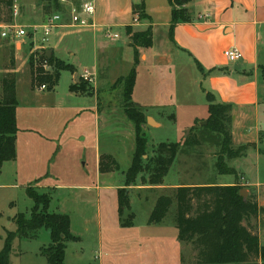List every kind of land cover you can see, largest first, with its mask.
Wrapping results in <instances>:
<instances>
[{"label":"rangeland","instance_id":"374dc122","mask_svg":"<svg viewBox=\"0 0 264 264\" xmlns=\"http://www.w3.org/2000/svg\"><path fill=\"white\" fill-rule=\"evenodd\" d=\"M15 1L18 13L13 12L14 21L2 25L22 27L28 36L21 39L0 36V93L4 69L11 70L13 64L10 61L15 60L19 129H36L44 139L50 140L37 147L35 141L20 138L24 142V145L20 144L21 150L26 144L30 151L16 162L6 163L1 170L0 251L7 235L17 231L14 218L18 214H31L34 204L26 194L29 186H38L40 193H51L53 204L50 211L71 218V232L80 241L68 243L65 264H194L196 254L193 247L179 240L176 224L175 192L182 186L236 183L247 199L256 201L264 210V187L255 188L251 182L256 180L264 185V144L260 146V154L250 145L234 146L235 150L245 147L239 158H225L226 165L236 170L237 178L219 174L216 165L220 146L211 143L185 145V141L193 140L195 136L203 142L209 136L203 130L209 117L207 97L215 104H219V100L216 101L207 84L208 91L195 84L196 79H201L197 68L181 63L182 66L162 75L155 73V79L148 76L145 69L140 70L136 93L145 105L138 106L135 99L133 103L160 123L159 127L148 122L143 125L142 134L147 140L143 165L152 164L151 159L160 144L178 143L181 147L163 185H143L142 176L138 177L137 183L129 188L130 209L121 215L118 190L125 188V176L136 151L137 134L135 123L125 114L124 83L116 88L114 85L118 79L130 74L133 63L129 62V57L128 60L118 58L101 48L98 63L94 65L91 57L94 49L91 50L92 45L86 42L81 48V70L71 65L73 72H62L53 90L48 85L45 91L40 87L33 89L29 56L34 54L38 61L57 36L55 31L46 37L40 28L35 32L34 26L45 24L55 8L43 0ZM115 4L120 9L125 1ZM118 34L120 41H127L126 34L122 31ZM262 40L259 48L260 79L250 72L254 75L249 82L253 84L258 80L259 98L264 104V37ZM70 42L77 43L73 37ZM106 43L110 46L112 42L106 39ZM86 70L94 74L93 81L86 82L81 78ZM49 71H56L53 63H49ZM234 78L242 86L237 74ZM214 84L222 92L234 87L228 78L216 79ZM70 86L79 91L78 96L70 91ZM30 136L33 135L26 137ZM103 155L112 156L120 170L101 174L99 158ZM44 187H55L56 190ZM162 196L172 197L173 205L162 223L151 225L150 216ZM132 219L133 226L125 227L124 223ZM248 225L264 247V211ZM50 243L47 230L39 231L35 239L16 238L12 242L10 264H47L42 249Z\"/></svg>","mask_w":264,"mask_h":264},{"label":"trees","instance_id":"16d2710c","mask_svg":"<svg viewBox=\"0 0 264 264\" xmlns=\"http://www.w3.org/2000/svg\"><path fill=\"white\" fill-rule=\"evenodd\" d=\"M53 4L55 10L59 9L57 0H43ZM173 7V25L189 22L188 11L184 9L180 0H168ZM14 0H0V24H11L14 21ZM179 6V7H178ZM144 0L141 4L133 6L134 15L139 19H146L144 14ZM132 46L148 49L153 45V32L149 28L144 32H135L132 27L126 29ZM44 60L55 65L54 73L45 71L42 67ZM140 63V55L135 51L134 68L127 77L118 79L114 88L124 83V109L129 120L136 126V151L132 166L125 176V188L118 190V202L121 215L130 209L129 188L137 183L142 176L143 185L161 186L165 177L169 174L181 144L163 143L158 146L156 155L151 159V165H143V159L147 154L143 125L147 123L146 116L139 107L133 103V93L137 81V67ZM29 66L32 78V88L48 85L51 90L55 88L62 72H73L71 65H66L52 56L46 59L43 53L38 61L36 56L30 54ZM264 69V68H263ZM70 91L78 94L76 88ZM209 103L206 127L203 130L209 136L203 141L195 136L185 141L186 146H201L211 143L220 146L216 168L221 175H234V168L228 167L225 158L234 160L241 156L245 147L234 149L231 132L232 108L229 105ZM17 80L16 74L10 71L4 74L2 80V97L0 98V172L5 163L14 162L17 159V135L19 133L17 122ZM215 141H211L214 139ZM120 170L117 161L110 155L99 158V172L101 174L112 173ZM37 186H29L26 194L33 202L30 216L18 214L14 221L17 231L9 233L3 249L0 251V264H10L12 242L16 238L35 239L41 230H47L51 243L42 249L47 264H65L66 249L70 242H79L80 238L71 232V218L67 214L51 212V193H40ZM238 184L234 186L206 185V186H182L175 192L177 201L176 224L179 231V240L190 244L196 254L194 264H261L264 263V247L260 238L254 234L248 225L251 219H258L264 211L256 201L243 199L240 195ZM173 205V198L160 197L150 216L149 224L157 225L168 216ZM134 219V216H133ZM133 219L124 223L125 227L133 226ZM245 223H247L245 225Z\"/></svg>","mask_w":264,"mask_h":264},{"label":"crops","instance_id":"0c3cea01","mask_svg":"<svg viewBox=\"0 0 264 264\" xmlns=\"http://www.w3.org/2000/svg\"><path fill=\"white\" fill-rule=\"evenodd\" d=\"M90 1L96 5L94 25L80 30L69 27L58 29L56 38L46 47L53 51V56L81 70L83 66L81 48H84V43L91 44V50L94 49L91 56L94 65L98 63L101 48L103 52L118 58L125 57L128 60L129 57V62L133 63V66L135 51H137L140 55V63L137 67L133 99L137 101L138 106L145 105L142 99L137 98L136 93L141 69H145L146 74L155 79V73L162 75L168 70L182 66L181 63L188 66L191 64L201 73V79H196L195 84H198L200 89H206L207 84L211 90L210 93L217 102L219 100V104L229 105L232 108L231 132L234 144L250 145L260 154V146L264 144V104H261L259 98L258 80L253 84L249 81L254 75L250 72L255 73L256 78L260 79L259 70L262 67L259 65V48L264 37V0H182L183 8L188 11L189 22H181L175 26L173 25V7L168 0H144L146 19H138L137 22L133 6L141 4L142 0H123L125 5L120 9L115 4L120 0ZM14 4L18 8L15 0ZM128 27H132L135 32H144L151 28L152 47L135 48L128 36H126L127 41H120L118 32L122 31L126 34ZM113 35L119 37L111 38ZM71 37L77 41L76 44L70 42ZM106 39L112 42L110 46L106 43ZM233 48L240 51L243 56L242 60L235 63L229 62L224 54ZM10 63L13 64L11 70L5 68L4 74L14 72L16 61L12 60ZM236 74L242 86L236 82L234 78ZM219 78H228L234 87L222 92L214 84ZM73 94L78 96L76 93ZM97 109L99 112V105ZM145 116L147 119L151 118L157 127L160 126V123L151 115L145 114ZM17 122L19 128L18 113ZM29 134L33 136L26 137ZM20 138L35 141L37 147L45 145L46 140H50L44 139L45 137L36 129H19L17 159L14 162L22 156L25 157L30 151V149L27 150L26 144L21 150L20 144L24 145V142ZM255 181L251 180L252 186L258 189L264 187ZM234 185L236 183L225 186ZM50 188L56 190L55 187L43 189Z\"/></svg>","mask_w":264,"mask_h":264},{"label":"built area","instance_id":"2783aa9c","mask_svg":"<svg viewBox=\"0 0 264 264\" xmlns=\"http://www.w3.org/2000/svg\"><path fill=\"white\" fill-rule=\"evenodd\" d=\"M59 9L48 17L45 24L41 26H34V31L37 32L38 28L42 29L45 36H50L53 32L62 27H69L73 30H80L90 28L94 25V19L96 15V5L90 0H57ZM15 13H18V8L14 6ZM138 21V18L135 19ZM0 36L2 38L21 39L28 36L26 29L18 26H3L0 24ZM117 39L118 35H113L111 38ZM225 57L229 62L235 63L242 60L243 56L240 51L233 48L227 50ZM47 59V58H46ZM42 67L45 71L49 72V62L44 60ZM81 78L86 82L93 81L94 74L88 70L81 74ZM42 91L47 90V86L43 85L39 88Z\"/></svg>","mask_w":264,"mask_h":264},{"label":"water","instance_id":"95a60500","mask_svg":"<svg viewBox=\"0 0 264 264\" xmlns=\"http://www.w3.org/2000/svg\"><path fill=\"white\" fill-rule=\"evenodd\" d=\"M46 56H47V58L48 59H51L52 58V56H53V51L52 50H48L47 52H46ZM147 122H148V124L149 125H157L151 118H148L147 119ZM204 125H207V121L204 123ZM240 195H241V197L243 198V199H247L246 198V193L244 192V191H241V193H240Z\"/></svg>","mask_w":264,"mask_h":264}]
</instances>
